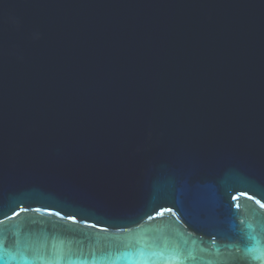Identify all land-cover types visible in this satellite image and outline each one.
<instances>
[{
  "label": "water",
  "instance_id": "95a60500",
  "mask_svg": "<svg viewBox=\"0 0 264 264\" xmlns=\"http://www.w3.org/2000/svg\"><path fill=\"white\" fill-rule=\"evenodd\" d=\"M261 204L264 0H0V264H264Z\"/></svg>",
  "mask_w": 264,
  "mask_h": 264
},
{
  "label": "snow or ice",
  "instance_id": "6c2138e0",
  "mask_svg": "<svg viewBox=\"0 0 264 264\" xmlns=\"http://www.w3.org/2000/svg\"><path fill=\"white\" fill-rule=\"evenodd\" d=\"M233 199H235V197H233ZM257 203H259V201H257ZM261 207H264V204H261ZM0 223H2V222H0ZM2 249H3V242L0 241V250H2ZM257 259H259V257H253L252 259L248 260L246 262V264H253V261L257 260Z\"/></svg>",
  "mask_w": 264,
  "mask_h": 264
}]
</instances>
